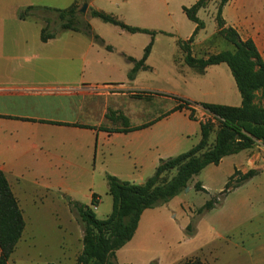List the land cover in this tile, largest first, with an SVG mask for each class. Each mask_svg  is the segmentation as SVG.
I'll use <instances>...</instances> for the list:
<instances>
[{
    "label": "crops",
    "instance_id": "1",
    "mask_svg": "<svg viewBox=\"0 0 264 264\" xmlns=\"http://www.w3.org/2000/svg\"><path fill=\"white\" fill-rule=\"evenodd\" d=\"M78 1L0 0V170L18 200L25 222L28 206H42L49 192L62 190L63 185L67 187L66 196L79 202L77 191L68 188V182L77 176H91L92 181L97 176L107 190V175L142 185L155 174L161 160L187 152L188 140L195 132L198 143L201 141V106H192L197 118L193 121L189 111H174L178 103L160 95L158 90L162 89L148 87L146 72L151 68L153 49L145 63L148 69H140L134 78L129 77L150 44L142 36L147 33L132 34L103 21L101 24L100 19L90 15L89 25L100 43L72 30L61 31L43 42L41 31L47 23L39 20L37 14L25 20L19 18L29 7L65 10ZM125 1L129 18L120 17L124 21L104 9L100 0H83V5L87 4L90 14L103 12L140 31L174 36L169 30H179L183 15L190 20L184 8H191L199 0ZM259 14L242 8L238 0H229L222 9L225 25L235 29L242 41L252 40L264 62V18ZM195 30L194 23L192 35L175 42L172 57L176 64L173 77L169 78L173 89L167 94L194 104L241 107L242 97L229 67L230 73L223 68L226 64L198 71L185 63L179 41L187 42ZM204 31L191 44L192 55L197 59L211 55L199 52L208 39L201 38ZM110 91H117L118 96L109 97ZM150 91L148 98L133 97ZM128 97L131 105L125 110L145 119L133 122L122 112L124 101L119 100ZM166 101L176 104L165 111ZM110 112L115 114V120L108 117ZM120 114L128 119L127 126L116 118ZM120 122L122 125L118 126ZM142 126L146 127L137 129ZM212 139L214 142L215 134ZM255 147L224 157L219 164L203 170L226 164L229 179L236 171L260 173L229 193L213 210L200 215L186 240L190 248L194 247L177 264L195 257L205 264H264V184H254L256 179L264 178V153H255ZM201 185L207 191L206 185ZM232 195L237 196L231 198ZM167 205L142 214L133 239L116 254L118 264H129L127 247L135 243L143 244L141 249L148 246V237L140 234L142 224L151 217L154 223L158 222L160 216L151 213L160 212ZM27 227L26 222L9 264H17L22 245L28 249L26 259L37 264L32 254L40 243L35 233H27ZM79 241L82 245L74 252L73 264H77L83 251V232Z\"/></svg>",
    "mask_w": 264,
    "mask_h": 264
},
{
    "label": "trees",
    "instance_id": "2",
    "mask_svg": "<svg viewBox=\"0 0 264 264\" xmlns=\"http://www.w3.org/2000/svg\"><path fill=\"white\" fill-rule=\"evenodd\" d=\"M83 1V0H82ZM210 0H199L191 8H184L186 16L196 24L193 36L187 41H179V46L185 53V63L198 71L212 65L226 64L238 87L242 97L241 107H228L216 104H194L175 96H168L178 103L174 111H189V118L197 121L193 105H199L215 118L221 125L217 132L214 126L208 122H201V141L189 151L166 160H161L155 174L142 185L122 181L117 177L107 175L108 194L112 197L113 206L109 216L104 220L96 217L93 208L68 200L70 212L75 216L83 230V251L77 258V264H118L117 252L125 247L134 237L142 214L146 210L156 209L167 205L177 197L186 187L188 181L199 175L207 166L217 165L224 157L252 149L256 141L264 142V116L261 112L251 111L256 109L257 92H261L264 98V62L252 40L242 41L237 31L231 27L220 32L234 45V52H220L211 54L206 59H197L192 55L191 44L194 43L197 34L204 30V22L198 18V12L205 8ZM229 0H220L219 16L222 19L220 27L225 25L222 18V9ZM76 3L65 10H57L41 7H29L19 14L22 20L33 16L38 12L55 13L60 23V29L82 32L100 43V38L87 24L85 30L79 31L73 24L79 20L80 13ZM93 18H98L105 23L117 26L120 29L135 34L143 32L155 36L148 31H140L132 28L114 16L99 11H91ZM41 31V40L47 42L57 34L49 33V23ZM231 37V38H230ZM153 42V39H152ZM145 50L143 59L136 64L130 72L132 79L140 69L147 70L146 60L150 55L153 43ZM149 93L135 95V98H148ZM264 113V112H263ZM115 114L110 112L108 116L114 119ZM127 126L128 119L120 114L116 117ZM146 126L139 127L141 129ZM215 134V140L211 138ZM238 137V138H236ZM177 171L176 176L170 181H164V176ZM260 173L258 170H250L247 173L236 171L228 180L225 189L217 196L212 197L200 209L203 215L221 202V199L247 183ZM197 191H207L201 183L197 184ZM100 197L92 195V206L97 207ZM26 228L23 211L19 206L5 174L0 170V264H9L10 258L15 252L18 243L22 239ZM190 229V228H189ZM182 264H205L199 257L191 258Z\"/></svg>",
    "mask_w": 264,
    "mask_h": 264
},
{
    "label": "rangeland",
    "instance_id": "3",
    "mask_svg": "<svg viewBox=\"0 0 264 264\" xmlns=\"http://www.w3.org/2000/svg\"><path fill=\"white\" fill-rule=\"evenodd\" d=\"M238 2L242 8L244 7L250 11L258 12L260 13L258 17L264 18V0H238ZM127 4L125 0H100V5L104 9L112 11L121 20H123V17L129 18L125 12L126 8H128ZM82 7L83 1L80 0L76 4L79 13ZM219 8L220 0H210L205 8L202 9L203 11L198 13V17L204 22L205 27L201 38H208L205 42L206 45H203L199 51L201 54L208 55L235 51L234 45L224 34L220 33L222 29L226 30L228 27L226 25L219 26V24L223 23L219 16ZM90 15L88 10L85 13H80L79 20L73 24V27H76L79 31L85 30L87 24H89ZM37 17L44 24L48 21L49 33H61L60 23L55 13L38 12ZM98 22L103 24L100 20ZM178 27L179 30H169V33L174 36L163 35L158 31H156L158 34L155 37L149 34L142 35L149 43L154 39L151 68L146 72L148 87L162 89L158 91H161L160 95L166 97L169 96L167 91L173 89L169 78L173 77L172 72L175 70L174 66L176 61H173L172 57L176 51L175 42L180 37L186 38L187 36H191L194 23L183 15ZM176 68L178 69L177 65ZM223 68L230 73L227 65H223ZM110 93L108 94L109 97L118 96L115 95L117 91H110ZM148 93L151 95L152 92L150 91ZM133 97L135 98V96ZM122 100L124 101V104H121V107H123L122 112L130 117L133 122L144 118V116H136L125 110L131 105L129 103L131 100L130 97L121 98L119 102H122ZM133 102L132 104H136ZM255 103L257 107L251 111H262L258 114L264 116V98H262L261 92H257ZM175 104L172 101H166L165 111ZM199 110L203 114L202 122L212 124L214 126V132H217L221 125L220 120L203 108ZM117 125L120 126L122 123L120 122ZM212 140L211 138V143H213ZM198 141L199 136L195 132L188 140L187 148L185 149L189 150ZM256 145L257 147H255ZM255 146V153H264V142L256 141ZM176 174L177 171H173L165 175L164 181H170ZM229 176L230 174L226 164L219 167V169L216 166H210L199 175L192 177L186 187L177 196V199H172L170 201L171 203L169 202L160 212L151 213L152 215H159L161 219L155 223L152 217L144 220L140 234L148 237L145 240L148 246L145 249H141L143 244L138 245L135 243L133 246L127 247L126 255L129 264H177L181 256L190 253L194 246L190 248L191 245L186 240L191 235V232L195 230L196 223L200 219L199 209L212 197L219 195L225 189ZM46 178L47 175L45 176ZM199 182L206 185L207 193L196 190ZM254 182L256 185L264 184V178L256 179ZM65 188L67 189L63 185L61 186L62 190L55 188L54 191L49 192L48 198L43 201L44 204L42 206L35 207L31 205L25 209L28 225L27 233H30V231L35 233L40 243L38 251L32 254L38 260L37 264H73L74 252L82 245V240H79L83 230L67 205L69 198L66 196L67 190ZM68 188L77 191L76 197L78 198V203L91 208H94L91 204V195L95 193L100 197L101 202L98 204L99 208L95 210L96 217L99 220L106 219L111 213L113 200L108 194L107 186H105L101 178L95 176L92 181L91 176L80 175L76 179H71L68 182ZM236 196L232 195L231 198H236ZM227 197H229V194L223 197L220 203ZM191 217L193 218L192 223L188 225L187 223ZM184 226H188L187 230L184 229ZM27 253L28 249L22 245L18 253L17 264H32L26 259L29 254Z\"/></svg>",
    "mask_w": 264,
    "mask_h": 264
},
{
    "label": "water",
    "instance_id": "4",
    "mask_svg": "<svg viewBox=\"0 0 264 264\" xmlns=\"http://www.w3.org/2000/svg\"><path fill=\"white\" fill-rule=\"evenodd\" d=\"M87 4H84L83 7L80 9V13H85L87 10Z\"/></svg>",
    "mask_w": 264,
    "mask_h": 264
}]
</instances>
